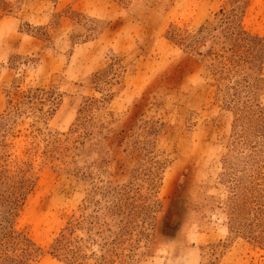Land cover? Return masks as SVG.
<instances>
[{
	"label": "rangeland",
	"instance_id": "rangeland-1",
	"mask_svg": "<svg viewBox=\"0 0 264 264\" xmlns=\"http://www.w3.org/2000/svg\"><path fill=\"white\" fill-rule=\"evenodd\" d=\"M15 90L0 264H264V0H0Z\"/></svg>",
	"mask_w": 264,
	"mask_h": 264
},
{
	"label": "trees",
	"instance_id": "trees-1",
	"mask_svg": "<svg viewBox=\"0 0 264 264\" xmlns=\"http://www.w3.org/2000/svg\"><path fill=\"white\" fill-rule=\"evenodd\" d=\"M48 94L50 93L38 90H28L25 92L15 90L13 93H11V91H8V103L5 110V115L0 120V132H3L4 134L2 135L4 141H1L0 143V153L1 150L5 149L6 147L5 138L8 131V122L13 123L19 116L24 115L26 112L33 113V116H36L38 119L52 116L58 105V100L53 96H50L51 98H44V96H47ZM6 163L7 159L4 160L0 157V180L7 179V174L20 171V169L27 164L25 162H20V164L15 163L14 170H7ZM233 189L236 192L239 191L238 182ZM70 245L71 243L67 236L62 235L59 239L56 240L52 248V255H54L55 257L63 256L64 258L73 259V257H75V254H77L78 248L71 249Z\"/></svg>",
	"mask_w": 264,
	"mask_h": 264
}]
</instances>
